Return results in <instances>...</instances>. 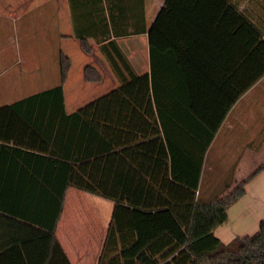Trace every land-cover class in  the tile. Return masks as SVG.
Instances as JSON below:
<instances>
[{
    "label": "trees",
    "instance_id": "obj_1",
    "mask_svg": "<svg viewBox=\"0 0 264 264\" xmlns=\"http://www.w3.org/2000/svg\"><path fill=\"white\" fill-rule=\"evenodd\" d=\"M206 1L215 6L218 18L230 20L232 35L244 36L243 62L234 70V65L224 72L213 70L205 59L188 56V45L177 43V49L183 50L198 71L188 74L172 52L163 55L151 46V72L137 75L119 45L110 41V12L108 17L105 10L85 14L97 16V23L83 25L84 14L74 4L78 0H71L75 37L88 54V39L97 40L121 86L67 115L64 85L71 62L61 55L59 85L29 97L38 101L39 114L73 120L58 125H68L82 136L78 141L85 155L73 160L78 166L60 163L67 166L66 171H56L58 176L64 175V185H0V213L43 231L1 252L0 264H29L26 255L37 264H71L56 237L70 187L115 204L99 264H264V221L252 238L224 244L215 236L228 223L229 209L246 195L251 178L233 188V166L225 182L215 187L210 199H204L209 184L205 162L221 123L203 120L196 110L198 94H206L208 86L219 89L232 105L264 77V3L245 0L246 10L240 15L230 9L231 4L241 6L234 0ZM175 2L167 1L153 26L163 35L172 36L161 20L165 12H172ZM254 4L261 10L256 11ZM198 17L205 20L200 14ZM196 45L195 50L202 46L200 41ZM243 66L254 73L242 74ZM84 76L89 83L102 81L90 66Z\"/></svg>",
    "mask_w": 264,
    "mask_h": 264
},
{
    "label": "crops",
    "instance_id": "obj_2",
    "mask_svg": "<svg viewBox=\"0 0 264 264\" xmlns=\"http://www.w3.org/2000/svg\"><path fill=\"white\" fill-rule=\"evenodd\" d=\"M167 1L78 0L74 4L84 14L83 25L97 23V16L85 17V14L105 10L108 17L110 12L109 27L113 34L110 41L119 45L123 57L137 75L151 72V46L163 55L172 52L171 56L178 59L188 74L195 75L198 71L187 61L183 50L177 49V43L188 45V56L205 59L213 70L224 72L232 65L234 70L243 62L244 36L232 35L230 20L218 18L215 6L206 0L200 5H195V1L176 0L172 12H165L161 20L163 29L173 37L155 30V21L166 8ZM234 1L241 6L231 4L230 9L242 15L247 6L245 0ZM254 5L256 11L261 10L259 4ZM199 14L205 17L204 21ZM29 21L33 26H46L44 41L49 49L30 54L21 53L19 49L15 55L0 52V75L11 74L4 83L0 82V179L4 181L0 185H64V175L58 176L56 171L58 168L61 172L66 171L67 166H61V162L79 165L73 160L85 155V149L78 141L82 136L71 131L72 127L68 125H58L73 121L66 120L68 117L39 114L38 101L29 97L59 85L61 55L71 62L64 85L67 115L121 85L97 40L88 39L91 48L88 54L75 37L71 0H0V42H4L2 38L10 42V36L18 34ZM198 28L202 30L200 34L196 32ZM196 41L202 45L199 50L196 48L197 51ZM88 66L98 71L102 78L100 83L87 82L84 71ZM243 67L242 74L254 73ZM206 92L205 95L198 94L196 110L199 117H205L203 120L221 123L213 142H226L221 154L237 156L233 161L236 168L233 188L251 178L246 185V195L229 209L228 223L215 231L222 243L230 244L238 238L258 235L264 221V170L259 171L264 166V77L232 105L216 87L208 86ZM224 130L228 136L223 134ZM234 132L241 143L232 140ZM228 143L231 147H226ZM58 154L72 159L60 158ZM212 182L214 177L211 176L204 199H210L216 190ZM114 210L113 201L72 187L67 189L56 237L71 264H99ZM36 229L38 231L31 230L29 225L0 213V253L43 234L41 229ZM26 260L29 264H37L30 256L26 255Z\"/></svg>",
    "mask_w": 264,
    "mask_h": 264
},
{
    "label": "rangeland",
    "instance_id": "obj_3",
    "mask_svg": "<svg viewBox=\"0 0 264 264\" xmlns=\"http://www.w3.org/2000/svg\"><path fill=\"white\" fill-rule=\"evenodd\" d=\"M262 2L264 3V0H262ZM26 25H27L26 27H21V30L19 31L18 34H13L10 36V42H7L6 39L2 38L4 42H0V52L5 51V53L14 54V53H19L18 50L20 49L21 53L30 54V53H37L40 50H46V48L49 49L48 43L44 41L46 39V29H47L46 26L44 27L43 25L40 24H37L38 26H33V23L30 21L27 22ZM10 60H12V58ZM10 76L11 74H9L6 77L2 75L0 82L4 83L6 79L9 78ZM235 133L236 132H234L232 136V140L236 143L238 142L241 143V140H238V137H235ZM223 134L228 136L227 135L228 132L225 130L223 131ZM225 143L226 142L222 144V140L216 144L213 143L212 146L214 147L210 151L209 157L207 155V159L205 162V174H206V179L208 181L211 176L214 177V182H212L213 183L212 186H216L217 184H220L225 180L226 175H228V170L234 165L233 161L237 159L236 154L234 156L221 154V148L222 147L224 148ZM228 146L231 147L229 143L227 144L226 147ZM234 146H237V144H234ZM29 228L31 230L38 231V229L32 226H29Z\"/></svg>",
    "mask_w": 264,
    "mask_h": 264
}]
</instances>
